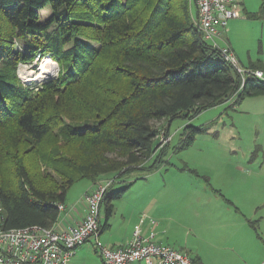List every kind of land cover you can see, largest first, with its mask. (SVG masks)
Wrapping results in <instances>:
<instances>
[{
  "label": "trees",
  "instance_id": "1",
  "mask_svg": "<svg viewBox=\"0 0 264 264\" xmlns=\"http://www.w3.org/2000/svg\"><path fill=\"white\" fill-rule=\"evenodd\" d=\"M192 3L0 0V229L56 225L84 179L111 180L109 219L113 202L164 163L161 122L264 95L263 80L242 88L204 40ZM37 58L56 61L59 73L32 87L17 70ZM249 68L264 72V62ZM208 128L188 125L179 150Z\"/></svg>",
  "mask_w": 264,
  "mask_h": 264
},
{
  "label": "rangeland",
  "instance_id": "2",
  "mask_svg": "<svg viewBox=\"0 0 264 264\" xmlns=\"http://www.w3.org/2000/svg\"><path fill=\"white\" fill-rule=\"evenodd\" d=\"M240 2L243 17L229 21L227 36L240 65L246 68L264 62V0ZM192 5L196 14L194 0ZM44 60L37 58L33 65L18 66L24 84L36 87L58 76L59 65L52 59L56 66L49 70L51 76L40 70L43 62L46 64ZM235 102L210 108L191 121L178 118L160 123L169 131V135L163 133L158 139L160 149L167 147L164 163L147 181H136L129 192L113 202L111 228L104 231L103 240H122L127 233L133 236L134 207L139 211L156 198L159 204L151 217L159 224L157 233L162 232L173 248L195 260L202 259L203 264H264V221L259 217L246 219L260 193H264V174L258 173L263 165L264 133H260L253 115L245 112L249 101ZM188 125L209 128L198 134L191 146L179 150ZM127 185L128 181L119 182L113 191ZM91 186L87 179L76 182L65 203L82 202ZM105 222L103 206L102 225Z\"/></svg>",
  "mask_w": 264,
  "mask_h": 264
},
{
  "label": "built area",
  "instance_id": "3",
  "mask_svg": "<svg viewBox=\"0 0 264 264\" xmlns=\"http://www.w3.org/2000/svg\"><path fill=\"white\" fill-rule=\"evenodd\" d=\"M197 6L195 22L203 38L214 49L219 50L242 79V88L249 78L264 81V72L244 68L240 65L233 49L223 38V30L232 19L242 15L240 0H194ZM111 181L94 184L82 198L86 204L84 218L68 228L56 225L45 228L34 225L23 228L0 229V264H70L79 247L94 241L103 264H195L191 256L171 246L156 241L154 231L145 236L141 224L136 226L133 237L117 248L100 243L101 210ZM66 210L65 204L59 206ZM143 220L141 221V223ZM155 225V222H154Z\"/></svg>",
  "mask_w": 264,
  "mask_h": 264
},
{
  "label": "crops",
  "instance_id": "4",
  "mask_svg": "<svg viewBox=\"0 0 264 264\" xmlns=\"http://www.w3.org/2000/svg\"><path fill=\"white\" fill-rule=\"evenodd\" d=\"M196 8H197V6H196ZM196 15H197V11H196L195 16ZM245 20H247V19H245ZM240 21H244V20L241 19ZM227 34H228V29L226 27L223 30V34H222L223 38L229 44V46L233 49V51L235 53L234 45L232 44V42L228 38ZM226 42L223 41L221 43L224 45V44H226ZM249 67H246V68H249ZM247 100L249 102H247V104L245 106V108H246L245 112L253 115V117L255 118V121L259 125L260 133H261V131H263V133H264V95L249 97V98L243 100L241 102V104L246 103ZM262 144H263L262 147H263V152H264V140H263ZM238 168H239V170H242L243 172H245V168H242L240 166ZM263 168H264V157H263L262 168L260 169V172H258V173L264 174V172H261ZM148 177H149V175L142 180L147 181ZM93 187H94V184L92 183V186L86 190L85 194L88 191L92 190ZM129 191H130V189H129ZM158 204H159L158 200H156V198H153L147 203L146 206L139 209V211L134 207V216H133L134 221H132L131 223H134V230H135L136 226L141 224L143 235L148 236V235H150V233L152 231H154L156 234L155 239L157 242L164 244V245L171 246L169 243H167V241L163 237V235H161L162 232L160 234L157 233L156 230H157V227L159 224L154 219H152V217H151V216L156 215V210H157ZM65 206H66V210L61 212L60 219L58 221L59 227L68 228V227L74 226L75 224H77L79 221H81L84 218L85 213H86V204L85 203H83V202H79V203L77 202V203H73V204L65 203ZM263 211H264V193H260V199L257 200V202L253 205V209L250 212L251 215H246L247 216L246 219L252 220V219H256L259 217L262 221H264ZM113 212H114V210H113ZM113 212H112L111 216L113 215ZM142 220H143V222L141 223ZM100 221H101V218H100ZM154 222H155V225H154ZM106 224H108V226L103 228V230L101 231L100 238H99L100 243L103 244L104 246H107L109 248H117V247H120L121 245L127 243L133 237L132 234L127 233L125 235V238H123L122 240L121 239H109V238H104V240H103L102 234L104 233L105 230L111 228V225L109 223V219H107V218H106V222L104 225H102V223H101V227H104ZM193 260H194V262H196L195 264H203L202 259H200V261L195 260V259H193ZM70 264H103V260H102L101 255L99 254V250L96 246V243L94 241H90V242L86 243L85 245L79 247L76 251V254L72 258ZM134 264H145V263L144 262H136Z\"/></svg>",
  "mask_w": 264,
  "mask_h": 264
},
{
  "label": "bare ground",
  "instance_id": "5",
  "mask_svg": "<svg viewBox=\"0 0 264 264\" xmlns=\"http://www.w3.org/2000/svg\"><path fill=\"white\" fill-rule=\"evenodd\" d=\"M44 60V59H43ZM45 61V60H44ZM44 64H42V67L40 68V70H43L45 73H49L48 75H46V76H51V74L53 73V72H50L49 70L51 69V68H53V67H55L56 66V64H54V62L52 61V60H50V59H47V61H46V64H45V62H43ZM26 69H23V71H25ZM35 74V72H31L30 73V75H34Z\"/></svg>",
  "mask_w": 264,
  "mask_h": 264
}]
</instances>
